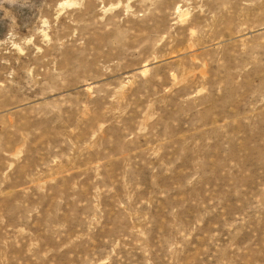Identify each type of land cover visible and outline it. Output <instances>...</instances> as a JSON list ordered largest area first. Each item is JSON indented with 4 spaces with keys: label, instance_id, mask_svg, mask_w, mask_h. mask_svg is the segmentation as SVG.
<instances>
[{
    "label": "rangeland",
    "instance_id": "rangeland-1",
    "mask_svg": "<svg viewBox=\"0 0 264 264\" xmlns=\"http://www.w3.org/2000/svg\"><path fill=\"white\" fill-rule=\"evenodd\" d=\"M263 25L264 0H0V264H264Z\"/></svg>",
    "mask_w": 264,
    "mask_h": 264
},
{
    "label": "bare ground",
    "instance_id": "bare-ground-1",
    "mask_svg": "<svg viewBox=\"0 0 264 264\" xmlns=\"http://www.w3.org/2000/svg\"><path fill=\"white\" fill-rule=\"evenodd\" d=\"M264 26V25H263ZM236 27H238V28H236L234 31H229L228 33H226V34H221V35H219V36H215V37H212V38H210L208 41H205V42H199V41H196V40H194V39H191V37H192V34L189 36V38L191 39V42L189 43L188 42V46L185 48V51H187L188 49H191V50H195V49H199L200 47L202 48V47H208V46H212V45H215V46H220L222 43H223V41L224 40H226V39H230L231 37H233V35H235V37L236 36H240V34H245L246 32H248V31H251L252 29H251V27H246V26H243V25H238V26H236ZM253 28V27H252ZM229 30V29H228ZM191 33V32H190ZM236 33H237V35H236ZM235 37H233V38H235ZM189 39V40H190ZM226 42H228V41H225V43ZM186 46V45H185ZM222 46V45H221ZM200 48V49H201ZM203 48V49H204ZM244 50V49H243ZM190 51V50H189ZM184 52V51H183ZM193 56H194V54H193Z\"/></svg>",
    "mask_w": 264,
    "mask_h": 264
}]
</instances>
